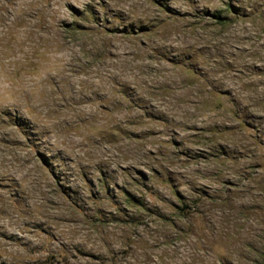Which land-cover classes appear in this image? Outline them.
<instances>
[{"label": "rangeland", "instance_id": "1", "mask_svg": "<svg viewBox=\"0 0 264 264\" xmlns=\"http://www.w3.org/2000/svg\"><path fill=\"white\" fill-rule=\"evenodd\" d=\"M0 264H264V0H0Z\"/></svg>", "mask_w": 264, "mask_h": 264}]
</instances>
